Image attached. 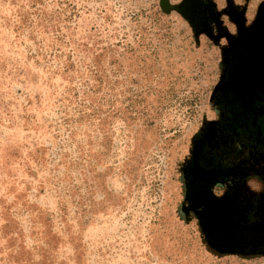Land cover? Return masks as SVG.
Listing matches in <instances>:
<instances>
[{
    "label": "rangeland",
    "instance_id": "rangeland-1",
    "mask_svg": "<svg viewBox=\"0 0 264 264\" xmlns=\"http://www.w3.org/2000/svg\"><path fill=\"white\" fill-rule=\"evenodd\" d=\"M198 1L0 0V264H264L183 196L220 73Z\"/></svg>",
    "mask_w": 264,
    "mask_h": 264
},
{
    "label": "flooded vegetation",
    "instance_id": "flooded-vegetation-1",
    "mask_svg": "<svg viewBox=\"0 0 264 264\" xmlns=\"http://www.w3.org/2000/svg\"><path fill=\"white\" fill-rule=\"evenodd\" d=\"M214 4L199 0L191 10L194 24L215 36L221 59L212 117L181 167L183 196L215 249L258 254L264 252V52L249 38L255 13L247 19L232 0Z\"/></svg>",
    "mask_w": 264,
    "mask_h": 264
},
{
    "label": "water",
    "instance_id": "water-1",
    "mask_svg": "<svg viewBox=\"0 0 264 264\" xmlns=\"http://www.w3.org/2000/svg\"><path fill=\"white\" fill-rule=\"evenodd\" d=\"M250 31L254 39L264 34V0L258 5L257 14Z\"/></svg>",
    "mask_w": 264,
    "mask_h": 264
}]
</instances>
